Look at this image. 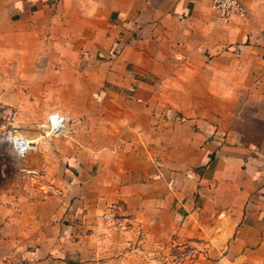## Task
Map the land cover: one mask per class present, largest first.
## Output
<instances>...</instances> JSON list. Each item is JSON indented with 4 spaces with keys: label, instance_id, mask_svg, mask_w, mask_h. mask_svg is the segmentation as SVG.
<instances>
[{
    "label": "crops",
    "instance_id": "obj_1",
    "mask_svg": "<svg viewBox=\"0 0 264 264\" xmlns=\"http://www.w3.org/2000/svg\"><path fill=\"white\" fill-rule=\"evenodd\" d=\"M24 4L51 48L74 57L82 85L97 89L86 118L96 127L85 126L97 138L90 162L68 157L72 182L73 167L82 184L96 180L105 206L149 200L161 184V210L169 198L216 238L233 229L230 247L264 264V0L229 21L213 0Z\"/></svg>",
    "mask_w": 264,
    "mask_h": 264
},
{
    "label": "rangeland",
    "instance_id": "obj_2",
    "mask_svg": "<svg viewBox=\"0 0 264 264\" xmlns=\"http://www.w3.org/2000/svg\"><path fill=\"white\" fill-rule=\"evenodd\" d=\"M24 2L0 0V264H256L230 247L233 229L217 239L199 215L176 214L172 199L161 210V184L149 200L105 206L96 180L82 184L73 167L72 182L68 157L90 162L97 138L86 119L98 110L97 89L82 85L74 57L51 48L47 29L34 28ZM55 114L67 118L60 130Z\"/></svg>",
    "mask_w": 264,
    "mask_h": 264
},
{
    "label": "built area",
    "instance_id": "obj_3",
    "mask_svg": "<svg viewBox=\"0 0 264 264\" xmlns=\"http://www.w3.org/2000/svg\"><path fill=\"white\" fill-rule=\"evenodd\" d=\"M249 0H213V9L218 15V18L223 21H229L234 16L247 15V3ZM56 118L54 122L53 119ZM67 118L55 114L51 116V127L53 130L63 128Z\"/></svg>",
    "mask_w": 264,
    "mask_h": 264
},
{
    "label": "water",
    "instance_id": "obj_4",
    "mask_svg": "<svg viewBox=\"0 0 264 264\" xmlns=\"http://www.w3.org/2000/svg\"><path fill=\"white\" fill-rule=\"evenodd\" d=\"M53 121L55 122L56 121V118H54Z\"/></svg>",
    "mask_w": 264,
    "mask_h": 264
}]
</instances>
